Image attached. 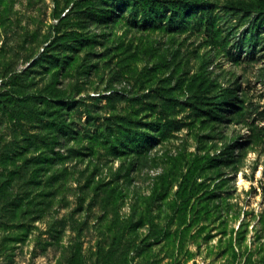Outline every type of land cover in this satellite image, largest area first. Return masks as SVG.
Returning <instances> with one entry per match:
<instances>
[{"label": "rangeland", "instance_id": "obj_1", "mask_svg": "<svg viewBox=\"0 0 264 264\" xmlns=\"http://www.w3.org/2000/svg\"><path fill=\"white\" fill-rule=\"evenodd\" d=\"M141 1L0 0V264H264V0Z\"/></svg>", "mask_w": 264, "mask_h": 264}, {"label": "trees", "instance_id": "obj_2", "mask_svg": "<svg viewBox=\"0 0 264 264\" xmlns=\"http://www.w3.org/2000/svg\"><path fill=\"white\" fill-rule=\"evenodd\" d=\"M153 3L157 5L159 10L163 8L170 9L173 17H180L185 20V22L189 21V19H197L205 24L206 29L214 28L213 17L209 14L210 1L209 0H143L140 3ZM146 17H150V14L146 15ZM64 39V37H63ZM5 92H8L7 90ZM0 94V97H3L5 94Z\"/></svg>", "mask_w": 264, "mask_h": 264}]
</instances>
